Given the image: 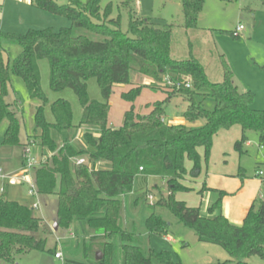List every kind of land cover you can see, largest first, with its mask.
<instances>
[{
  "label": "trees",
  "instance_id": "trees-1",
  "mask_svg": "<svg viewBox=\"0 0 264 264\" xmlns=\"http://www.w3.org/2000/svg\"><path fill=\"white\" fill-rule=\"evenodd\" d=\"M135 1L121 2L128 11L126 32L120 29V18L111 17V4L102 9L101 0L85 3L68 0L64 5L54 0H31L34 8L67 18L70 26L57 30L28 29L20 34L0 31V124L7 121L1 143L20 145L16 113L3 98L8 82L3 46L17 44L20 53L12 61L10 71L23 80L30 98L41 101L33 115V133L22 147L31 142L51 153L46 162L33 169L32 175L39 195H56V230L73 229L74 236L100 241L101 258L96 264H115L117 252L121 264H150L154 255L161 264H181L166 250L155 253L151 248H142L135 232L127 230L123 221V197L132 195L137 177L161 176L167 193L150 205L168 211L194 233L198 242L217 245L230 257L209 264H246L245 260L254 255L264 260V198L257 207L254 202L250 205L239 225L221 214L219 198L208 207L206 215H201L198 207H190L175 198L177 193L190 190L181 179L187 172L195 177L200 174L198 150L202 148L207 158L213 136L219 131L239 127L241 134L233 145L239 153L247 142V131L258 133L261 142L264 109L252 107L254 94L251 91L238 90L222 56L220 82L208 79L191 48L187 58L174 59L171 56V26L158 19L138 17L131 8ZM180 3L183 28L186 31L196 28L205 0H180ZM94 36L98 38H92ZM42 59L48 61L51 90L59 92L69 88L76 95L81 107L79 126L98 127L97 137L84 134L90 151L76 149L67 141L58 147L52 138V131L62 132L73 127L72 112L69 102L59 98L50 104L54 120L45 119L43 107L47 99L41 91L38 67ZM130 72L148 77L151 81L146 86L151 89L161 88L156 82L160 83L164 75H169L181 86L173 90L164 87V99L154 102L148 114L139 115L131 107L124 113L122 124L112 128L107 124L106 101L114 84L129 83ZM91 77L96 79L105 102L88 97L86 82ZM186 80L190 81L189 88L182 85ZM138 91L139 87H135L122 97L132 101ZM175 95L188 102L183 118L191 122L202 120L200 127L187 128L184 124L164 121L166 105ZM198 96L212 99L213 108L206 110L202 102L195 101ZM84 156L93 165L103 162L109 167L90 168L86 164L74 165L71 161ZM186 161L191 164L189 170L185 167ZM202 190L205 188L199 192ZM148 193L134 198L132 204L147 202L151 196ZM143 226L140 236L169 237V223L155 211L144 218ZM41 232L46 233V229L29 205L8 199L5 193L0 196L1 260L12 261L15 255L30 250L44 251L46 241L40 236ZM47 251L56 253L55 248Z\"/></svg>",
  "mask_w": 264,
  "mask_h": 264
},
{
  "label": "rangeland",
  "instance_id": "rangeland-1",
  "mask_svg": "<svg viewBox=\"0 0 264 264\" xmlns=\"http://www.w3.org/2000/svg\"><path fill=\"white\" fill-rule=\"evenodd\" d=\"M59 5L67 4L68 0H54ZM85 3L87 0H80ZM123 0H101V8L111 4V17L120 18V29L126 32L128 29V11L121 2ZM140 18L160 20L171 26V56L174 59H185L191 48L192 55L199 60L204 67L208 79L211 82L222 80L220 56H222L233 74V80L239 91H251L254 94L252 107L258 110L264 109V0H205L204 7L199 15L197 27L185 30L182 26L183 12L179 0H136L132 3ZM238 25L243 29L235 36ZM70 26V21L61 16L31 8L23 1L0 0V31L5 33L20 34L28 29L53 28ZM82 32V31H77ZM84 33V32H83ZM94 39L98 37H92ZM190 45V47H189ZM2 57L5 65H8V82L4 100L11 104V109L18 119L19 146L2 145V134L7 126L6 119L0 124V166L10 172H17L22 166V145L27 143V137L34 130L33 115L36 107L41 105L37 98L28 96L23 80L10 71L12 61L20 53L17 44L3 46ZM40 73V87L46 97L43 107L45 119L48 122L54 120L50 104L56 99H64L69 102L72 112V125L62 132L52 131V138L59 147L64 141L71 143L76 149L90 151V146L84 138L85 133L98 136L99 129L96 126H79L81 119V107L74 92L63 89L59 92L51 90L49 85V65L46 59L38 63ZM162 79V77H161ZM151 80L133 72L129 74V83L114 84L108 104L107 124L112 128H118L123 121L124 113L131 107L139 115L148 114L152 104L162 101L166 90L161 84L160 89H151L146 84ZM139 87L138 93L132 101L122 97L123 93ZM87 95L90 99L105 102L95 78L91 77L86 82ZM196 102H202L206 110H211L214 102L210 98L203 99L198 96ZM188 102L180 95L173 96L167 103L164 112V121L175 123L181 120L187 128H197L202 125V120L186 121L183 112ZM238 126H233L227 131H219L213 136L212 146L207 158L204 150L200 148L201 172L198 176H192L187 172L181 179V183L190 188L189 191L179 192L175 198L183 200L190 207H198L201 215H206L207 209L218 198L220 199V211L231 223L241 224L243 217L250 205L254 202L257 207L264 198V138L260 142L259 134L247 131V144L239 153L233 147L239 138ZM262 145V148L259 146ZM36 147H30V152L39 160H45L51 153L37 154ZM86 165L90 168H108L107 163H93L84 156ZM102 164V165H101ZM185 167L190 169L191 164L186 161ZM262 171L258 176L256 172ZM205 182V183H204ZM204 183V185H202ZM202 192H199V190ZM149 192L151 199L147 202L140 201L136 206L133 199ZM167 193L164 178L161 176H138L134 183L132 195L123 197V221L127 230L135 232L138 243L142 248H151L155 253L166 250L174 260L181 264H209L229 260L228 254L219 246L198 242L194 233L182 226L168 211L153 208L154 203L161 195ZM12 199L22 204L29 205L31 198L26 195L25 187L18 191ZM41 207L33 210V215L41 218L46 233H40L45 238V250H30L14 256L12 261L0 259V264H96L95 255L99 251L100 241H90L81 236L68 239V232L62 228L54 230L56 212V195L39 196ZM264 200V199H263ZM229 209H236L239 219L232 222ZM157 212L169 223L168 236L149 234L143 235V220L151 212ZM231 218V220H230ZM131 222H133L131 224ZM129 223V224H128ZM55 248L62 253V260L56 259L53 253L48 252ZM101 253V252H100ZM246 264H264V260L257 255L247 258ZM115 264H121L118 252ZM150 264H161L154 255Z\"/></svg>",
  "mask_w": 264,
  "mask_h": 264
},
{
  "label": "built area",
  "instance_id": "built-area-1",
  "mask_svg": "<svg viewBox=\"0 0 264 264\" xmlns=\"http://www.w3.org/2000/svg\"><path fill=\"white\" fill-rule=\"evenodd\" d=\"M243 29L242 25H238L233 32L235 36L239 34V32ZM161 84L169 90L178 89L181 84L173 81L169 75L162 76V82ZM184 87L189 88L190 87V81L186 80L182 84ZM30 147H35L33 143L30 142L28 146L23 148V157H24V164L18 170L17 172H9L5 171L0 166V196L6 193L7 189L9 187H25L26 189V195L31 198L30 201V207L33 210L40 209L41 204L39 200V193L37 191L32 171L35 167L39 166L40 164L44 163L45 160H39L36 156H34L30 152ZM72 163L74 165H80V164H86V161L84 158H73L71 159ZM141 170V168H140ZM257 175L262 176L263 172L258 171ZM151 199V196L148 197ZM54 257L56 259L62 260V253L60 251H56Z\"/></svg>",
  "mask_w": 264,
  "mask_h": 264
},
{
  "label": "crops",
  "instance_id": "crops-1",
  "mask_svg": "<svg viewBox=\"0 0 264 264\" xmlns=\"http://www.w3.org/2000/svg\"><path fill=\"white\" fill-rule=\"evenodd\" d=\"M20 1H23L24 2V4L25 5H29L31 8H34L33 6H31V0H18V2H20ZM179 4H180V0H179ZM34 9H36V8H34ZM38 10V9H37ZM169 124H184L183 122H181V120L179 119V120H176L175 121V123H169ZM185 125V124H184ZM112 127V126H111ZM240 130V129H239ZM225 131H227V130H225ZM241 134V133H240ZM51 135H52V133H51ZM239 137H240V135H239ZM239 139V138H238ZM245 144H247V142L245 143ZM62 145V144H61ZM60 145V146H61ZM259 148H262V145H260L259 146ZM37 154L39 153V151H40V154L42 153L43 154V152L44 153H48L49 154V152L47 151V150H45V149H43V150H41L40 148H38V147H36L35 148V150H34ZM36 157H37V155H36ZM97 163V162H96ZM95 163V164H96ZM99 163V162H98ZM100 163H102V162H100ZM21 165H22V161H21ZM20 165V166H21ZM102 165V164H101ZM2 167V166H1ZM3 168V167H2ZM4 169V168H3ZM5 170V169H4ZM6 171H9L10 172V170L8 169V170H6ZM205 183V182H204ZM204 183H202V185H204ZM21 189H22V187H9L8 189H7V191H6V193H5V195H6V197L8 198V199H11V200H13L12 199V196H14L18 191H21ZM183 201V200H182ZM185 202V201H184ZM186 203V202H185ZM221 212V211H220ZM222 214V213H221ZM229 215H230V217L232 218L233 217V220H231V218H230V220L232 221V222H236L237 223V220L239 219V216H238V212L236 211V209H234V210H232V213H231V210L229 209ZM239 225V224H238ZM73 231V229L71 230V231H68V239L69 238H75V236H74V233L72 232ZM166 240H171L172 241V239L170 238V237H167V239Z\"/></svg>",
  "mask_w": 264,
  "mask_h": 264
},
{
  "label": "water",
  "instance_id": "water-1",
  "mask_svg": "<svg viewBox=\"0 0 264 264\" xmlns=\"http://www.w3.org/2000/svg\"><path fill=\"white\" fill-rule=\"evenodd\" d=\"M53 227H54V230H56L57 229V224L54 223ZM100 258H101V253L100 252H96L95 259L98 260Z\"/></svg>",
  "mask_w": 264,
  "mask_h": 264
}]
</instances>
